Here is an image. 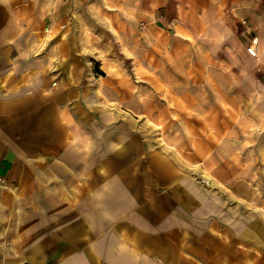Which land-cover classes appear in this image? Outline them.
<instances>
[{
	"label": "crops",
	"instance_id": "0c3cea01",
	"mask_svg": "<svg viewBox=\"0 0 264 264\" xmlns=\"http://www.w3.org/2000/svg\"><path fill=\"white\" fill-rule=\"evenodd\" d=\"M41 1L0 0V264H258L242 251L257 236L243 238L241 210L179 162L178 143L169 135L170 149H155L118 120L130 112L123 92L114 111L113 90L83 88L82 26L65 19L76 0ZM105 2L107 44L143 49L138 60L148 49L167 87L210 61L251 67L225 22L247 8L264 58V0ZM225 43L236 55L214 53Z\"/></svg>",
	"mask_w": 264,
	"mask_h": 264
},
{
	"label": "rangeland",
	"instance_id": "374dc122",
	"mask_svg": "<svg viewBox=\"0 0 264 264\" xmlns=\"http://www.w3.org/2000/svg\"><path fill=\"white\" fill-rule=\"evenodd\" d=\"M39 3L45 4V0ZM66 13L67 22L73 20L82 26L80 61L88 62L89 67V78L83 83V88L102 90V95L106 89L113 90L114 101L108 105L114 107V111L121 110L123 92V104L130 108V112L126 111L127 114H122L123 118L118 120L134 125L131 135L145 137L149 140L147 143L155 145V149L163 152L170 149L166 140L170 135L178 143L172 149L179 162L186 164L195 176L194 171L198 170L201 177L198 178L204 180L211 191L219 193L226 210L233 207L241 210L243 238L257 236L255 241L242 242L243 254H249L252 248L258 253V264H264L262 55L259 54L257 61L247 69H239L230 61H222L219 66L210 61L206 67H195V73L189 75L191 79L188 82L171 81L167 87L158 69L150 66L154 60L148 49L145 51L146 60L144 54L138 60L143 49L131 48L122 55L117 47L107 44L110 39L104 32L107 25L105 0L67 2ZM242 14L239 22L231 14L225 19L227 29H235L229 33L230 36L227 35V43L236 38L238 54H245L247 46L256 45L255 36L250 33L248 8ZM261 25L264 27V23ZM138 28L142 32L144 24H139ZM222 46L220 44L215 49L216 55L225 58L227 50L236 55V49L232 51L226 43L224 49ZM65 52L63 61H71L70 50ZM123 57H126L124 61H110ZM226 58L228 60V53ZM144 62L146 64L142 66L147 73L138 71V63ZM122 74L124 78L126 76L125 80H122ZM101 94H97V104L105 105L106 99ZM245 258L249 260L251 257L247 255Z\"/></svg>",
	"mask_w": 264,
	"mask_h": 264
},
{
	"label": "built area",
	"instance_id": "2783aa9c",
	"mask_svg": "<svg viewBox=\"0 0 264 264\" xmlns=\"http://www.w3.org/2000/svg\"><path fill=\"white\" fill-rule=\"evenodd\" d=\"M245 52L251 58L256 59L258 57L257 50H256V48H255V46L253 44L247 46L246 49H245ZM0 181L2 182L1 179H0Z\"/></svg>",
	"mask_w": 264,
	"mask_h": 264
},
{
	"label": "bare ground",
	"instance_id": "6f19581e",
	"mask_svg": "<svg viewBox=\"0 0 264 264\" xmlns=\"http://www.w3.org/2000/svg\"><path fill=\"white\" fill-rule=\"evenodd\" d=\"M108 108V107H107ZM198 188V187H197Z\"/></svg>",
	"mask_w": 264,
	"mask_h": 264
}]
</instances>
